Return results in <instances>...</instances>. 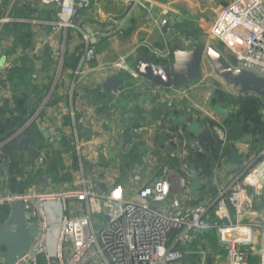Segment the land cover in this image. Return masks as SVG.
Wrapping results in <instances>:
<instances>
[{
    "label": "crops",
    "instance_id": "1",
    "mask_svg": "<svg viewBox=\"0 0 264 264\" xmlns=\"http://www.w3.org/2000/svg\"><path fill=\"white\" fill-rule=\"evenodd\" d=\"M91 1L89 7L79 9L75 22L88 34V29L93 31L90 43L97 48V58L87 65V73L80 81L76 97L83 105L95 109L96 118L76 135L72 133L69 107L75 71L84 54L82 33L54 28L57 19L55 5L43 6L38 0H0V16H10L0 35V119L11 114L9 110L17 98L25 95L31 105H34L33 97L40 99L24 127L3 141L6 144L15 140L18 144L20 137L31 129L28 136L32 145L18 150L23 159L18 169H12L8 163L9 158L3 152L5 144L0 148L3 162L0 165V189L8 192L3 171V166L8 165L11 178L14 174L12 193H28L34 185L43 189L49 183L58 191L80 189L84 172L94 179L100 191L108 193L115 185L122 184L128 197L160 168L170 165L173 195H179L178 178L186 171L181 168L175 150L171 154L164 151L174 142L169 134L160 130L159 124H171L188 133V123L196 121L201 126H209L216 137V128H225L229 137L225 124L239 104L219 100L215 88H207L205 77L193 86H189L190 83L181 88L156 89L141 76L121 72L123 83L116 97L108 95L102 83L114 73L112 65L124 56L133 69L139 56L157 60L151 49L169 47L160 29L162 19L167 18L174 27L180 28L185 20L192 18L198 28L211 35L218 15L233 0ZM93 35L96 43L91 41ZM194 42L184 45L189 47ZM15 71H20V75ZM221 89L233 96L240 95L226 87ZM182 90L187 91L189 98L180 96ZM262 113L264 122V106ZM256 128L259 127L253 122L249 131L229 138L226 149L220 146L218 152L215 151L218 140L215 147L206 151L191 149L192 154L202 152L206 154L204 160L207 159L198 165L190 161L188 174L192 168V180L197 176L200 180L199 185L188 188L193 204L212 202L222 189L232 185V180L244 169L245 160H258L264 151V134L253 132ZM133 138L137 139L136 144L129 148ZM35 141L39 146L33 152L31 148ZM77 142L80 151L76 150ZM248 187L256 200L254 219L262 221L264 185L249 184ZM68 212L75 215L78 209L70 205Z\"/></svg>",
    "mask_w": 264,
    "mask_h": 264
},
{
    "label": "built area",
    "instance_id": "2",
    "mask_svg": "<svg viewBox=\"0 0 264 264\" xmlns=\"http://www.w3.org/2000/svg\"><path fill=\"white\" fill-rule=\"evenodd\" d=\"M38 1L43 6H56V30H75L83 35L84 54L75 71L69 107L72 133L78 135L81 128L96 118L95 109L83 105L76 97L87 65L97 58V48L90 43V34L75 22L79 9L89 7L92 1ZM9 21L8 14L0 16V35L3 24ZM176 36L183 44L191 42L185 33L177 31ZM211 36L223 44L221 48L237 57L241 67L264 77L263 0H233L218 15ZM151 51L157 60L172 62L168 46L154 47ZM111 70L139 77L130 67L127 56L113 64ZM153 86L161 88L157 84ZM180 96L189 98L186 90H182ZM158 127L172 137L181 168L188 173L193 156L189 134L171 124L160 123ZM216 130V138L224 150L228 133L225 128ZM136 140L133 138L129 148L135 146ZM4 144L0 142V148ZM75 146L77 151L81 150L78 142ZM243 165L244 169L232 180V185L222 189L212 202L195 204L185 176L178 178L180 194L173 195V170L169 166L160 168L128 197L122 184L115 185L108 193L100 191L94 179L84 172L80 189L53 190L50 183L43 189L34 185L28 193L22 194H9L0 189L1 207L8 208L15 199L26 200L28 221L37 223L40 228L31 252L17 264H186V255L198 256L196 264H210L209 254L214 251L207 242V235L214 236L220 249L227 252L226 257L215 252L213 264H253L252 251H256L260 264H264V219H254L256 200L248 187L249 184L264 185V151L257 161L245 160ZM70 205L77 207L78 213L71 215ZM192 245H196L194 250L190 248ZM0 264H3L1 256Z\"/></svg>",
    "mask_w": 264,
    "mask_h": 264
},
{
    "label": "water",
    "instance_id": "3",
    "mask_svg": "<svg viewBox=\"0 0 264 264\" xmlns=\"http://www.w3.org/2000/svg\"><path fill=\"white\" fill-rule=\"evenodd\" d=\"M160 29L169 43L172 62L139 56L134 62V69L145 80L164 88H181L205 77L204 62L207 60L214 73L237 94H255L264 98V77L241 67L233 53L213 42L196 41L189 47L185 46L176 36L177 28L167 18L160 22ZM88 32L93 34L91 29H88ZM91 41L96 43L95 35ZM122 83L123 76L113 73L103 81L102 88L111 97H116ZM187 131L192 136L190 147L195 151H206L217 145V138L209 126H201L196 121H191L187 125ZM44 134L47 132L44 131ZM18 145L22 150L29 148L32 145L31 137H20ZM174 150V144L164 149L169 154ZM3 171L10 194L12 190L9 166H3ZM8 208L7 217H0V256L3 264H17L31 252L40 228L37 223H29L26 200L15 199L9 203ZM172 233L175 234L176 231Z\"/></svg>",
    "mask_w": 264,
    "mask_h": 264
},
{
    "label": "trees",
    "instance_id": "4",
    "mask_svg": "<svg viewBox=\"0 0 264 264\" xmlns=\"http://www.w3.org/2000/svg\"><path fill=\"white\" fill-rule=\"evenodd\" d=\"M180 30L182 31V28H180ZM16 72L20 75V71H15V73ZM215 91L217 92V94H219L218 97L219 100L227 99L229 103L233 102L239 104V107L235 110V112L231 114V116L229 117V121L225 124L228 128L230 139L232 138V136L236 137L241 135L242 133L249 131V127L253 122L259 127L254 129L253 132L255 133L260 132L262 135L264 134V122H262V117H263L262 109L264 106L263 97H260L255 94L233 96L225 92L219 86L215 87ZM32 99L34 100V105L33 104L31 105L29 103L25 95H23V97L17 98L16 103L11 105V108L9 110L11 114L8 117H4L0 119V142L6 141L7 139L15 135L27 123L28 118L31 117L32 114L37 109L40 100L37 99V97H33ZM216 100L218 101V99ZM212 126L214 127L215 125L213 124ZM30 130L26 132L27 135L31 134ZM18 150L20 151V148L18 144H16L15 140L9 141L3 146V152H5V155L8 156L9 158L8 163L10 164L12 169L13 168L18 169L20 164L23 162V159L19 155ZM219 150H220V142L215 148V151L218 152ZM205 158H206V154H203L202 152H196L193 154L190 161L192 162L193 165H198ZM204 161L207 162V159ZM1 163L3 162L2 159L0 158V165ZM168 166L170 167V165ZM11 179L14 180V174H13V178ZM7 215H8V211H7ZM206 238H207V242L210 243L214 251L209 254L210 264H213L212 262L214 261V253L215 252L220 253L222 249H220L217 240L215 239L214 236L207 235ZM195 258L196 255H192V256L186 255L185 262L187 261L195 262Z\"/></svg>",
    "mask_w": 264,
    "mask_h": 264
},
{
    "label": "rangeland",
    "instance_id": "5",
    "mask_svg": "<svg viewBox=\"0 0 264 264\" xmlns=\"http://www.w3.org/2000/svg\"><path fill=\"white\" fill-rule=\"evenodd\" d=\"M175 28H177V30L179 32L185 33L189 37L190 41H192V42H194L196 40H201L202 42H206V43L213 42V43L217 44V40L211 38L210 32L208 34L204 33L203 29L198 28L196 26V23L193 21L192 18H189L188 20H185V22L181 24L180 28H183L184 32L181 31L180 28H178V27H175ZM196 28H198V32H197ZM218 44H219V47L223 46V44L221 42H218ZM204 72H205L204 81H205V79H206V82L208 81L207 88L213 89L216 86H219V87H224V88L226 87V88L230 89V91H233V88L231 86L227 85L226 82L223 79H221L220 77H218L214 73L210 63L207 60H205V62H204ZM196 83H198V81L197 82H192L189 86H193ZM207 88L205 87V90H208ZM203 91L204 90H202V92ZM233 93H234V91H233ZM196 126H198V124H196ZM38 146H39V143L37 141H35L34 146L31 148L33 150V152L36 151V148ZM192 172H194V169L191 168L190 169V174H188V173L187 174L186 173L183 174L187 178V180L189 182V187H191V188L193 187V185L194 186L195 185H199V183H200V180H199L198 176L196 177V180H192V178H191V173ZM7 211H8L7 207H1L0 206V217L6 218L7 217L6 216L7 215ZM255 247H258V246H255ZM190 248L192 250H194L196 248V245H192V247H190ZM252 253L253 254H252L251 262H253L254 264H260V257L258 255H256V251H252ZM220 254H222L224 257H226L227 252L223 250V251H220ZM196 259H198V256H196ZM185 263L186 264H190V263L191 264H196V261L195 262H192V261L188 262L187 261Z\"/></svg>",
    "mask_w": 264,
    "mask_h": 264
}]
</instances>
